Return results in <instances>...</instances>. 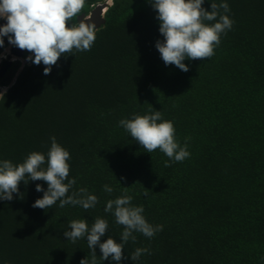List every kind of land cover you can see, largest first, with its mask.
Returning a JSON list of instances; mask_svg holds the SVG:
<instances>
[{"label": "trees", "instance_id": "obj_1", "mask_svg": "<svg viewBox=\"0 0 264 264\" xmlns=\"http://www.w3.org/2000/svg\"><path fill=\"white\" fill-rule=\"evenodd\" d=\"M105 1L85 0L78 16ZM227 3L231 30L211 58L185 60L187 72L160 58L155 43L163 37L147 0H113L90 50L62 54L48 75L30 62L13 84L20 63L11 66L0 79L9 87L0 95V159L46 154L54 136L70 153L69 194L85 187L98 203L34 208L43 195L36 184H47L21 181L23 199L0 201V264L90 259L86 238L63 235L68 222L104 218L101 242L119 241L123 226L104 207L124 193L163 230L152 238L133 233L122 264H134L136 248L151 255L135 264H264V0ZM203 6L210 10L208 0ZM155 110L173 122L181 145L188 138L182 162L165 166L166 155L146 152L118 125ZM96 254L97 264H110L98 246Z\"/></svg>", "mask_w": 264, "mask_h": 264}, {"label": "clouds", "instance_id": "obj_2", "mask_svg": "<svg viewBox=\"0 0 264 264\" xmlns=\"http://www.w3.org/2000/svg\"><path fill=\"white\" fill-rule=\"evenodd\" d=\"M112 1L103 3L109 4V7ZM147 2L156 12L159 33L163 37L155 43L160 58L165 66L173 65L184 72L189 70L185 60L211 58L214 49L221 43V35L231 30L234 23L228 15L230 8L227 0H208L210 10L203 6L205 0ZM84 3L85 0H0V19L6 21L0 24V48L7 37L9 44L30 53L26 57L28 61L45 65L43 72L48 75L62 54L72 55L73 50L88 51L94 43L96 25L90 22L91 17L85 14L78 23L71 22L81 12ZM108 7L104 9L105 12ZM118 125L146 152L152 153L158 149L166 155L169 159L165 161V166H170V162H182L190 156L188 138L181 145L175 137L173 122L163 119L161 111L155 110L144 115L133 113L131 118L121 119ZM50 140L46 154L30 152L21 163L0 159V201H11L14 194L23 199L19 189L21 181L24 184L43 181L47 188L36 184V191L43 195L34 201L32 207L46 210L59 201L58 206L61 208L65 205H78L85 210L94 208L98 198L87 188L80 187L69 194L76 184L75 178H69L70 153L54 136ZM103 190L113 192L108 184L103 185ZM104 212L110 213L115 217V223L123 226L119 241L108 236L101 242L108 229V221L101 217H96L91 225L84 219L71 220L63 232L67 240L73 243L86 238L92 256L90 259H81L80 264H97V246L101 260L122 264L125 259L124 245L130 239L133 242L136 240L133 233L152 238L163 230V225L148 222L143 215V206L132 204V197L126 193L108 200ZM143 254L151 255V251L148 248H136L129 256L135 264Z\"/></svg>", "mask_w": 264, "mask_h": 264}, {"label": "water", "instance_id": "obj_3", "mask_svg": "<svg viewBox=\"0 0 264 264\" xmlns=\"http://www.w3.org/2000/svg\"><path fill=\"white\" fill-rule=\"evenodd\" d=\"M109 4L103 3L97 5L89 15H86L88 17H91L90 22H94L96 25V29L100 28L102 25L105 24V18L103 17V13L105 12L104 9L108 7ZM85 14H81L78 16L77 20H82ZM6 23L5 20H2L0 24ZM27 50H21L17 47L11 48V52L15 55V57L20 58ZM13 64L12 61L4 60L0 67V79L4 77V75L8 72V69L11 67ZM24 67V66H23ZM23 68H21L22 70ZM13 85V84H12Z\"/></svg>", "mask_w": 264, "mask_h": 264}, {"label": "flooded vegetation", "instance_id": "obj_4", "mask_svg": "<svg viewBox=\"0 0 264 264\" xmlns=\"http://www.w3.org/2000/svg\"><path fill=\"white\" fill-rule=\"evenodd\" d=\"M2 21V19H0V22ZM5 43L7 44L5 47H3V48H0V53L3 51V50H6V48L9 46L10 47V49H9V51H8V53H7V58L6 59H2V61L0 62V67H1V65H2V63L4 62V60H8V61H12L13 62V64L12 65H14L16 62H19L22 58H25V63L26 64H28L29 63V61L26 59V57L28 56V55H30V54H28V55H26V52L20 57V59H14V54L11 52V48H13L14 46H12L11 44H9L8 43V41H7V37H5ZM20 63V62H19ZM11 65V66H12ZM21 65V64H20ZM26 66V65H25ZM24 66V67H25ZM23 67V68H24ZM11 68V67H10ZM9 68V69H10ZM9 69H8V71H9Z\"/></svg>", "mask_w": 264, "mask_h": 264}, {"label": "rangeland", "instance_id": "obj_5", "mask_svg": "<svg viewBox=\"0 0 264 264\" xmlns=\"http://www.w3.org/2000/svg\"><path fill=\"white\" fill-rule=\"evenodd\" d=\"M110 1V0H109ZM5 47V46H4ZM9 49H10V47L8 46L7 48H6V50H3L1 53H0V62L2 61V59H6L7 58V53H8V51H9ZM14 59H20V58H17V57H15L14 56ZM25 58H22L19 62H20V68L18 69V71L16 72V74H15V77H14V79H13V84H14V82H15V80H16V77L18 76V74L20 73V71H21V68H23V66H25V65H29L30 64V61H29V63L28 64H26L25 63ZM7 89H8V87H2V86H0V93H5L6 91H7Z\"/></svg>", "mask_w": 264, "mask_h": 264}]
</instances>
